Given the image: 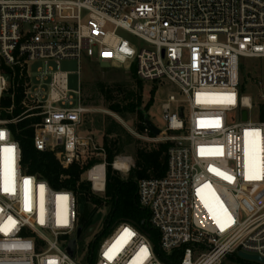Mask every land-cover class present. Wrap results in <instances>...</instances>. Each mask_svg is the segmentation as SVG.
<instances>
[{"label": "built area", "instance_id": "obj_1", "mask_svg": "<svg viewBox=\"0 0 264 264\" xmlns=\"http://www.w3.org/2000/svg\"><path fill=\"white\" fill-rule=\"evenodd\" d=\"M241 57H264V0H0V264H79L77 196L25 171L13 124L37 118L36 149L87 167L92 190L106 189L107 151L78 133L93 110L70 89L63 59L78 60L79 74L83 61L134 66L142 81L176 83L189 106L186 115L172 94L162 104L172 134L153 140L172 142L167 170L138 180L154 236L122 221L95 264H264L240 256L264 258V94L252 120ZM112 166L127 173L135 161L117 155Z\"/></svg>", "mask_w": 264, "mask_h": 264}, {"label": "trees", "instance_id": "obj_2", "mask_svg": "<svg viewBox=\"0 0 264 264\" xmlns=\"http://www.w3.org/2000/svg\"><path fill=\"white\" fill-rule=\"evenodd\" d=\"M131 68L134 73L133 78L141 89L142 80L137 77L136 70L134 71L135 67L132 66ZM98 94L103 96L109 110L121 118L137 115L139 119L137 123L138 132L148 131L150 136L155 137L151 131L147 130L145 124V110L149 109V104L144 110L141 108L142 95L140 91L124 89L121 84L118 89H114L109 87L106 81H98L83 96L84 104L87 106L94 105ZM21 96V94L16 96L15 115L22 112L19 105ZM6 103L4 101V104ZM261 111V118L264 119V105H262ZM2 116L5 117L6 114L2 113ZM36 120L35 117L25 118L12 125L14 136L21 146L23 168L27 173L35 174L46 180L55 189L72 190L77 199L83 201L85 205L91 203V206H88L89 208L79 218L80 226L83 229L92 223L99 208L109 206L107 226H110L114 221H129L142 228L150 236H154L155 231L150 226L143 224L144 220L149 219V213L139 205L137 197L138 180L165 175L168 166V149L172 145L171 141H160L158 146L153 148L139 146L135 155V166L131 169L129 176L123 178L119 171L113 168L112 162L117 155L126 151V146L131 145L136 139L120 122L111 116H107L103 122L100 119L97 123L98 128L103 131L108 165L105 196H99V193L92 190L90 182L84 177L87 167L81 168L79 164L73 163L68 168H64L54 152L36 149L34 145V123Z\"/></svg>", "mask_w": 264, "mask_h": 264}, {"label": "rangeland", "instance_id": "obj_3", "mask_svg": "<svg viewBox=\"0 0 264 264\" xmlns=\"http://www.w3.org/2000/svg\"><path fill=\"white\" fill-rule=\"evenodd\" d=\"M130 38L133 39L132 37ZM135 41L139 43L138 40ZM141 44H143V42H141ZM52 64L54 65V68H58L55 62H52ZM40 65H42L41 61L31 63L30 70L34 76ZM60 68L63 71L68 72L70 89L76 91L81 89L83 96L86 95L98 81H106L108 86L114 89H118L121 84L124 89H133L136 92L140 91L142 95L141 108L144 110L146 105L149 104V109L145 110V112L150 117V120L162 130H165L166 128V124L162 116V104L167 102V99L171 94L180 100V106L184 107L186 115L189 113V106L184 101L186 99V95L176 83L168 79H162L158 82L142 81V88L140 89L139 85L135 81V78H133L134 73L132 68L128 66H109L108 61H102L99 63L83 61L81 67L82 71L81 74H79L78 60L63 59L60 63ZM240 72V93L242 95H250L254 98L255 106L250 111V118L252 120H259L258 103H260V97L264 94V57H241ZM90 96H92V93H90ZM95 102L96 103L94 105L89 106L93 111L87 114L86 121L78 127V133L80 135L85 136L93 133L99 136V139L103 141V131L98 128L97 122L100 119L101 122H103L107 116H111L120 122L136 139V141H134L131 145L126 146V151L120 155L133 156L135 161L136 151L139 146H147L150 148L158 146L160 141L153 140V138H158V136L152 137L148 131L143 133L138 132L137 123L139 122V119L137 115H130L128 118H121L119 115L109 110L105 99L100 94H98L97 98H95ZM175 107L176 104H173V109ZM231 115H233L236 121L242 120L239 115V111H234ZM164 134L168 135L172 134V132H162L160 135ZM102 160L103 159L99 161ZM130 171L127 173L119 171V173L123 178H127ZM84 177L86 178V174ZM98 195L105 196V193L99 192ZM260 196L264 197V190L261 192ZM88 206H91V203H89V205H85L83 201L78 199L79 218L83 213H85L87 208H89ZM109 211V206L99 208L93 217L92 223L83 229L82 236L78 241L76 250L79 264H95L98 258V248L100 243L105 238L109 237L116 226L122 222L114 221L110 226H107L106 220L108 218ZM96 237L97 240L94 243L93 257L91 258V246ZM226 263L257 264L249 260H235L233 258L228 259Z\"/></svg>", "mask_w": 264, "mask_h": 264}, {"label": "water", "instance_id": "obj_4", "mask_svg": "<svg viewBox=\"0 0 264 264\" xmlns=\"http://www.w3.org/2000/svg\"><path fill=\"white\" fill-rule=\"evenodd\" d=\"M181 115H183V108H181ZM244 118H247V112L244 113ZM145 124L147 127V130L151 131L155 136H159L162 133V129L159 128L157 125H155L151 120L150 117L148 116V114L146 113V117H145ZM143 224L147 225V222L144 220ZM83 228L81 226L78 227L77 230V238L81 237ZM76 240L77 239H73L72 244L68 247V250L70 251L71 254H73L75 245H76ZM240 256H242L243 258L246 259H251L254 261H262L264 262V258L258 256V255H251V254H247L244 252H240Z\"/></svg>", "mask_w": 264, "mask_h": 264}, {"label": "bare ground", "instance_id": "obj_5", "mask_svg": "<svg viewBox=\"0 0 264 264\" xmlns=\"http://www.w3.org/2000/svg\"><path fill=\"white\" fill-rule=\"evenodd\" d=\"M117 166H121L122 168H127V165L125 164V165H121V163L120 162H117Z\"/></svg>", "mask_w": 264, "mask_h": 264}]
</instances>
